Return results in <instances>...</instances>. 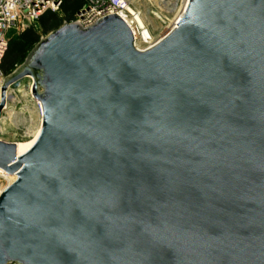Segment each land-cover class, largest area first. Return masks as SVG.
<instances>
[{
  "label": "water",
  "instance_id": "95a60500",
  "mask_svg": "<svg viewBox=\"0 0 264 264\" xmlns=\"http://www.w3.org/2000/svg\"><path fill=\"white\" fill-rule=\"evenodd\" d=\"M32 78L34 144L0 139V264H264V0H188L135 46L115 13L66 22Z\"/></svg>",
  "mask_w": 264,
  "mask_h": 264
},
{
  "label": "rangeland",
  "instance_id": "374dc122",
  "mask_svg": "<svg viewBox=\"0 0 264 264\" xmlns=\"http://www.w3.org/2000/svg\"><path fill=\"white\" fill-rule=\"evenodd\" d=\"M133 9L141 12L142 28L146 37L159 41L174 26L185 0H130ZM77 2H66L60 13L50 23L41 19L36 24V37H26V30L11 31L12 47L1 71L4 78L19 68L35 46L52 31L75 19ZM149 29H147V28ZM32 78H24L9 88L6 108L0 114V139L8 142L26 141L33 137L40 125L42 114L40 102L32 94ZM1 88V87H0ZM31 90V91H30ZM41 115V116H40Z\"/></svg>",
  "mask_w": 264,
  "mask_h": 264
},
{
  "label": "built area",
  "instance_id": "2783aa9c",
  "mask_svg": "<svg viewBox=\"0 0 264 264\" xmlns=\"http://www.w3.org/2000/svg\"><path fill=\"white\" fill-rule=\"evenodd\" d=\"M64 1L0 0V87L4 80L1 65L10 47L11 31H24L30 28L46 12H59ZM115 13L119 14L131 28L137 48L148 49L158 42H153L152 37H143L146 30L138 25L141 12L132 8L130 0H85L84 6L78 10L72 22L89 27L100 18ZM40 109L42 114L41 104ZM13 176L15 175L8 174L0 168V194L14 181Z\"/></svg>",
  "mask_w": 264,
  "mask_h": 264
},
{
  "label": "trees",
  "instance_id": "16d2710c",
  "mask_svg": "<svg viewBox=\"0 0 264 264\" xmlns=\"http://www.w3.org/2000/svg\"><path fill=\"white\" fill-rule=\"evenodd\" d=\"M77 2L78 1V7H77V9L79 10V9H81L83 6H84V4H85V0H65L64 1V3H63V5L66 3V2ZM63 5H62V7H63ZM62 7H61V9H62ZM77 10V11H78ZM60 12H52V11H49V12H46L44 15H42L30 28H28L27 30H26V33H25V36L26 37H36V24L41 20V19H43L44 21H46L47 23H50V22H52L53 20H55L56 19V17L58 16V14H59ZM11 47H12V42H10V47H9V50H8V52H7V54H6V56H5V59H6V57L8 56V53L10 52V49H11ZM5 59H4V61H5ZM4 61H3V63H4ZM3 63H2V65H3ZM2 65H1V67H2Z\"/></svg>",
  "mask_w": 264,
  "mask_h": 264
},
{
  "label": "bare ground",
  "instance_id": "6f19581e",
  "mask_svg": "<svg viewBox=\"0 0 264 264\" xmlns=\"http://www.w3.org/2000/svg\"><path fill=\"white\" fill-rule=\"evenodd\" d=\"M187 2L188 0H185L184 1V4H183V7H182V11L184 10V8L186 7L187 5ZM182 13V12H181ZM180 13L177 15L175 21H174V25L176 24L177 20L179 19L180 17ZM138 25H140L142 27V21L140 19V17H138ZM143 37L146 38V35H144L143 33ZM31 91V90H30ZM8 98H10V96L8 95ZM41 116V115H40ZM42 117V116H41ZM41 122H42V119H41ZM41 122H40V125L38 126V128L35 130L34 134H33V137L29 140H26V141H20V142H17V150H18V154L21 155L23 154L24 152H26L35 142V140L37 139L38 135H39V132H40V128H41ZM12 179H16V176H13Z\"/></svg>",
  "mask_w": 264,
  "mask_h": 264
}]
</instances>
